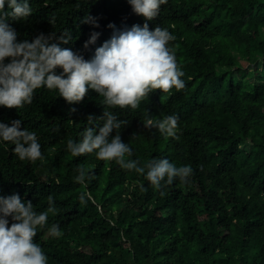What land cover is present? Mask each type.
Segmentation results:
<instances>
[{
	"label": "trees",
	"instance_id": "obj_1",
	"mask_svg": "<svg viewBox=\"0 0 264 264\" xmlns=\"http://www.w3.org/2000/svg\"><path fill=\"white\" fill-rule=\"evenodd\" d=\"M29 4L27 21H8L18 41L41 33L58 38L68 30L67 44L50 42L86 60L111 38L109 24L167 29L185 87L150 93L135 111L107 110L129 122L120 133L133 150L126 160L143 166L167 158L193 168L188 182L176 178L158 190L146 172L98 160L95 152L73 157L68 140L79 142L87 127L98 134L103 125L87 123L88 115L104 113L103 98L91 89L75 104L45 86L20 109L0 106V122L11 126L20 119V130L35 132L41 145L43 160L32 163L0 138V195L19 193L37 213L53 197L57 211L34 237L47 264H264V0H168L151 21L136 15L128 0ZM86 16L99 27L82 23ZM93 32L100 35L85 48ZM168 115L178 117L179 139L144 127L143 121ZM78 166L88 170L84 184L74 179ZM52 225L59 226V236L50 234Z\"/></svg>",
	"mask_w": 264,
	"mask_h": 264
},
{
	"label": "clouds",
	"instance_id": "obj_2",
	"mask_svg": "<svg viewBox=\"0 0 264 264\" xmlns=\"http://www.w3.org/2000/svg\"><path fill=\"white\" fill-rule=\"evenodd\" d=\"M167 2L128 0L133 12L145 21L155 19L161 5ZM32 12L29 0H0V106L20 109L32 103L36 89L45 86L50 91H58V96L69 104L82 102L88 91L94 90L103 98L100 104L104 106V113L99 118L88 115L87 123L92 125L102 120L103 125H98V134L96 129L87 127L79 142L68 140L67 149L73 157L95 152L98 160L115 161L122 169L142 175L146 172L145 179L158 190L172 185L176 178L181 183L188 182L193 173L191 165L177 167L167 158L152 159L143 166L139 160H126L125 156H132L133 150L123 142L120 133L129 122L107 110L118 107L135 111L150 93L157 90L168 93L173 88L180 91L185 87L181 79L184 72L178 65L174 49L169 46L175 37L159 26L150 30L147 22L142 27L134 24L122 29L109 24L108 27L114 29L111 38L96 48L92 59L86 60L70 48L50 42L58 39L67 44L72 39L68 30L58 38L55 33L48 36L41 33L31 42L18 41V34L8 21H27ZM49 22L54 25L55 17ZM82 23L99 27L96 19L90 16ZM99 35L93 32L84 47L94 44ZM76 110L71 109L72 112ZM21 123L20 119L13 120L11 126L0 122V138L15 145L12 151L21 161L43 160L35 132L20 130ZM143 124L147 129L156 128L166 138L179 139L177 116L168 115L156 123L147 119ZM114 130L116 134L112 136ZM76 171L79 174L75 181L84 184L88 170L78 166ZM84 196L79 197L81 204L85 203ZM47 199L48 209L37 213L32 201H23L19 193L0 195V264H47V256L34 242L38 228L47 225L48 214L57 211L53 197ZM49 232L52 236L61 234L58 225H52Z\"/></svg>",
	"mask_w": 264,
	"mask_h": 264
}]
</instances>
